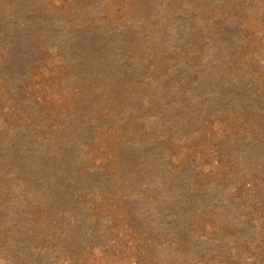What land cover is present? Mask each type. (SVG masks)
I'll list each match as a JSON object with an SVG mask.
<instances>
[{
    "label": "rangeland",
    "instance_id": "rangeland-1",
    "mask_svg": "<svg viewBox=\"0 0 264 264\" xmlns=\"http://www.w3.org/2000/svg\"><path fill=\"white\" fill-rule=\"evenodd\" d=\"M0 264H264V0H0Z\"/></svg>",
    "mask_w": 264,
    "mask_h": 264
}]
</instances>
